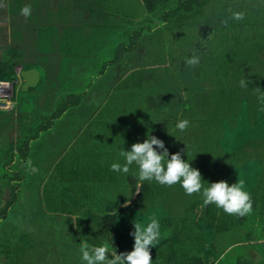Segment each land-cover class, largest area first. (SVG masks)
I'll return each mask as SVG.
<instances>
[{
	"label": "trees",
	"instance_id": "obj_1",
	"mask_svg": "<svg viewBox=\"0 0 264 264\" xmlns=\"http://www.w3.org/2000/svg\"><path fill=\"white\" fill-rule=\"evenodd\" d=\"M69 1L63 3L69 25H64L61 40H57L63 55L60 68L46 66L47 54L41 69L37 64L27 65L25 69L39 71L37 84L26 89L31 98L16 108L14 92L11 107L0 110L10 115L0 116L5 128L17 124L18 131L10 138L7 129L0 141V221L13 219L11 234L0 243V264H61L60 250L55 247L35 252L45 242L37 231L48 226H59L73 238L71 244L61 246L65 248L63 264H84L74 257L81 243L78 233L81 238L89 237L90 245L107 242L110 252L131 251L134 239L130 236V242L125 233L143 215L156 216L161 223L162 236L150 248L152 264L223 263L232 249L231 264H264L263 174L260 183L247 185L252 212L241 217L214 204L204 206L200 194L187 195L179 184L141 183L134 164L127 174L110 168L114 162L123 163L122 148L130 150L149 133L161 139L170 154L180 152L182 159L190 160L205 186L219 180L229 185L236 182L229 165L223 168V159L233 157L242 170L251 162L243 153L223 152V158L219 144L234 123L238 128L235 119L243 106L249 118L255 116V123L264 118V103L258 98L264 92V0H247L237 10L227 7L235 0H139L143 10L138 18L131 9L130 14L124 9L110 13V0H85L83 11ZM84 11L94 22H105L103 17L108 16L110 25L99 31L84 30L89 23L87 15L80 16ZM236 11L244 14L243 20L232 19ZM188 21L193 29L209 25L210 30L206 34L195 31L190 44L174 53L169 36L176 39ZM110 26H116L126 41L116 43L112 58L102 61L97 72L87 77L86 71L98 65L94 57L110 46L103 36ZM79 32L91 34L78 39ZM29 33L28 27L26 39ZM36 44L48 51L53 47L42 34ZM15 49L18 45L11 48L9 57L0 58V80L17 78L15 57L28 53ZM192 54L200 59L194 69L184 63ZM83 74L90 81V91L77 92L74 88ZM242 78L247 79L248 88L240 87ZM74 108L76 113H71ZM118 112L145 117L144 122L134 121L136 134L127 135L125 145L112 134L115 124L110 127ZM88 114L95 116L94 121L81 120ZM76 115L78 120H72ZM181 119L189 121L184 132L175 127ZM73 121L77 124L72 125ZM43 130L49 132L43 134ZM81 130L84 134H79ZM69 131L72 134H64ZM58 146H68V150L61 154ZM206 156L209 163L203 165ZM70 217L79 219L73 224ZM59 219L64 221L58 223ZM47 220H53V225ZM30 250H34L32 261Z\"/></svg>",
	"mask_w": 264,
	"mask_h": 264
},
{
	"label": "rangeland",
	"instance_id": "obj_2",
	"mask_svg": "<svg viewBox=\"0 0 264 264\" xmlns=\"http://www.w3.org/2000/svg\"><path fill=\"white\" fill-rule=\"evenodd\" d=\"M54 3L58 4L60 3V8L58 10V7H46V8H40L38 9V5L41 4L42 6V0H0V58L5 59L9 57L10 50L11 48H14L15 46L18 45V52L21 50L25 49L24 51L30 55L31 60H26L24 56H19L17 55L15 57L17 64L22 68L25 69V67L31 63L39 65V69H41L42 66V59L44 56H46L49 51L47 49L41 48L36 44V39L39 34L45 35L46 39L48 41L51 40V37H60V32H63V27H67L69 25V19L68 16L64 15V5L63 3H67V0H54ZM62 2V3H61ZM69 2L79 4L82 8L83 11V6L86 7L85 0H70ZM25 5H30L31 6V15L27 18L22 16L20 14V9L24 7ZM109 8L110 13H115L114 11L116 10H121L124 9L125 12L129 13V9L133 10L136 13V16L141 17L142 15V10L143 7L140 5L139 0H110L107 4ZM85 12V11H84ZM82 13V12H81ZM82 15H87L86 21L89 22L88 26L84 28V30H91L92 32L96 29L98 31L104 26L110 25V21L108 20V16L103 17L105 22H101L99 19V22H94V19H91L92 16L89 15L88 13L86 14H80ZM111 15V14H110ZM119 17V16H118ZM89 18V19H88ZM117 18V17H116ZM82 19L84 17L82 16ZM125 19V18H124ZM81 20V19H80ZM82 21V20H81ZM84 21V20H83ZM119 22L123 24V18L120 17ZM83 24V23H82ZM80 24V26L82 25ZM90 25V26H89ZM104 25V26H103ZM30 28V33L28 34V38L26 39L25 34L27 33V28ZM182 32L179 35L180 29L174 30L173 32L177 31V37L176 39L173 37H170L174 43L171 44L172 50L174 53H179L181 52V49L185 47L186 45L188 46L190 42L193 40L194 37V32L196 31L198 34H206L210 30L209 25H201L199 28L197 26L195 29L190 25V22H184L182 25ZM115 27L110 26V28L107 30L108 33L104 34L103 36L109 40L110 46H108V49L105 52H102V54L97 55L94 57V63H97L94 67V69L87 70V77L92 76L91 72L95 74L97 70L99 69L101 62L104 60H109L112 58V48L113 46L122 41H126L125 37L121 34L120 30L117 31L115 30ZM197 29V30H196ZM126 30V28H125ZM67 31V30H66ZM65 31V34L68 36L67 32ZM91 33H86V32H79L78 35L76 36L78 39H83V36H86ZM126 35V33H125ZM178 39V40H177ZM208 39V38H207ZM11 40L13 43H11ZM106 40V41H107ZM62 55V53H60ZM63 56V55H62ZM29 57V56H28ZM33 58V59H32ZM110 67V66H108ZM84 75V74H83ZM86 76L84 75V78L78 80V86L75 87V91L77 92H82L83 90H89L90 91V81L86 80ZM19 81L16 86L15 90V107H22L24 105V99L26 98H31L30 92L28 90H22L21 89V84H22V78L18 77ZM68 90V89H67ZM89 94H86V98H88ZM87 101V99H85ZM83 102H86V101ZM91 108L94 107V103L90 104ZM27 107V106H26ZM78 113L81 111V109L77 108ZM71 113H76V109H70ZM126 112V111H123ZM8 112L5 111H0V116H6ZM238 116L235 119L236 122H238V128H235V123L233 125V128L231 131L227 133L225 137H223L222 142L219 144L220 146V151H222L223 158H224V153L223 152H228V153H236L238 155H241L243 153V156H248V160L252 163H249L248 166L246 167L245 170H242L240 166L232 161L233 157H230V159H223L224 161V167L227 169V166L229 165V168L232 173V179H244L246 186L248 185L249 187L252 184L260 183V174L264 175V145L261 143H264V118H259V121L255 123L256 118L255 116L252 118H249L246 113V108L243 106V108L238 110ZM10 116V115H7ZM79 116V114H78ZM98 116V114H97ZM15 117V116H14ZM86 122H90L91 120L94 121L95 116L92 115H83L81 117V120H84ZM72 120H78L77 115L76 117H72ZM96 120H99V118H96ZM112 122L110 127H112V124H115V132H112V134L116 133L117 138H120V143L122 145L124 144V140L129 134H136L135 129H136V120H139L140 122L145 121V117L139 114V117L137 118L134 115H124L121 114V112H118L115 117L112 118ZM131 123H135L134 125H131ZM77 124V122L73 121V124ZM17 124L13 129L9 130V127L5 128V126L0 122V141L1 139L5 138V133L7 132V129L9 130L8 132V137H13L14 134H17ZM43 134L46 132H49L48 130H43ZM40 132V133H42ZM83 132V133H82ZM43 134L40 136V138L43 136ZM64 134H72V132H68ZM79 134H84V131L81 130ZM86 134V133H85ZM111 134V133H110ZM4 135V136H3ZM188 154L191 153V148L188 147L187 149ZM240 158V157H239ZM209 163V159L206 156L205 160L203 161L204 164ZM193 166V165H191ZM247 186V189L249 190ZM157 211H161L162 207L161 206H156ZM156 211V212H157ZM158 214V212H157ZM151 217V216H149ZM149 217H144L143 215V220L139 222H146ZM13 219L9 218L6 220H1L0 221V243L5 242V238L8 237L11 234V229H10V222H12ZM58 223H62L64 221L63 219L57 220ZM47 223H51L53 225V220L48 221ZM14 231V230H13ZM16 231V230H15ZM42 232L41 234V241H45L43 244L38 245L35 247V252L37 249L39 251H48V249H53L55 247V250H60V253H58V256L61 258L63 264V259L65 258V255L63 253V250L65 248H61V246H64L66 244H71L73 238L69 235H65V232L61 229H59V226H56L55 228H50L49 226L47 228L38 230L37 232ZM133 230H130L129 228L127 229V232L125 233L126 239H129L131 236L130 233ZM39 234V233H38ZM78 239L82 241H86L89 237L86 238H81L80 234H76ZM30 239H33L31 235H29ZM131 242V241H130ZM134 244V241L131 242V245ZM80 245L77 246L79 248ZM113 251V250H112ZM31 258L30 261L33 260V253L34 250L28 251ZM230 253L227 254L225 257L223 263L225 264H231L233 255L235 252V249H232L228 251ZM48 254L50 252H47ZM75 258L78 260L80 258V253L79 249L76 250L75 252ZM3 258L0 255V261ZM52 263V262H51ZM221 262H217L216 264H223Z\"/></svg>",
	"mask_w": 264,
	"mask_h": 264
},
{
	"label": "clouds",
	"instance_id": "obj_3",
	"mask_svg": "<svg viewBox=\"0 0 264 264\" xmlns=\"http://www.w3.org/2000/svg\"><path fill=\"white\" fill-rule=\"evenodd\" d=\"M20 14L25 18L29 17L31 6L22 7ZM243 18L242 12L232 13V19L235 21ZM184 63L190 69H194L200 63L199 56L196 54L187 56ZM239 84L242 88H248L249 85L246 78H242ZM258 98L264 103V92ZM188 126L187 119L178 120L175 125L181 132L186 131ZM119 155L123 158V163H112L110 166L112 171L127 174L134 164L137 168L135 175L141 183L154 180L168 187L179 184L187 195L200 194L204 206L214 204L229 215L243 217L252 212L251 194L244 179H237L231 185L225 180H219L207 182L205 186L201 173L191 166L190 160L182 159L180 152L170 154L164 142L154 135L147 133L143 142L133 143L127 151L122 148ZM128 205L129 200H125L124 206ZM70 218L73 224L79 219V217ZM130 235L134 239L131 251L118 254L116 250L110 252L107 242L95 246L82 241L79 247L80 258L84 264H152L150 248L156 246L162 236L160 220L156 216H151L146 222H134Z\"/></svg>",
	"mask_w": 264,
	"mask_h": 264
},
{
	"label": "crops",
	"instance_id": "obj_4",
	"mask_svg": "<svg viewBox=\"0 0 264 264\" xmlns=\"http://www.w3.org/2000/svg\"><path fill=\"white\" fill-rule=\"evenodd\" d=\"M53 1L54 0H46V2L42 5V7L43 8H46V7H55V8H57L58 7V4L54 3ZM60 34H61V32H60ZM57 40H61V36L58 37V38L57 37L56 38L55 37H51V42H52V46L53 47H52L51 50H49V53H47L46 59L48 61V65H46V64L45 65L47 67L50 66V67H54V68L59 69L60 68L59 66L62 64L61 63V60L63 58H62V55L60 54L61 52L58 51V48H57ZM24 58L26 60L27 59L28 60H31L30 57H28V55H26ZM43 59H42V61H43V63H45ZM49 63H50V65H49ZM19 67L20 66L17 64L16 65V68H19ZM20 69H22V68L20 67ZM57 149H58L57 152H59L61 154H64V152L68 150V146L65 147L64 149L61 146H58Z\"/></svg>",
	"mask_w": 264,
	"mask_h": 264
},
{
	"label": "built area",
	"instance_id": "obj_5",
	"mask_svg": "<svg viewBox=\"0 0 264 264\" xmlns=\"http://www.w3.org/2000/svg\"><path fill=\"white\" fill-rule=\"evenodd\" d=\"M19 75V69L17 68V77H19ZM17 84V78L12 80H0V110L11 107Z\"/></svg>",
	"mask_w": 264,
	"mask_h": 264
},
{
	"label": "water",
	"instance_id": "obj_6",
	"mask_svg": "<svg viewBox=\"0 0 264 264\" xmlns=\"http://www.w3.org/2000/svg\"><path fill=\"white\" fill-rule=\"evenodd\" d=\"M20 75L22 77V90H26L29 87H34L39 81V71L35 67L22 69L20 71Z\"/></svg>",
	"mask_w": 264,
	"mask_h": 264
},
{
	"label": "flooded vegetation",
	"instance_id": "obj_7",
	"mask_svg": "<svg viewBox=\"0 0 264 264\" xmlns=\"http://www.w3.org/2000/svg\"><path fill=\"white\" fill-rule=\"evenodd\" d=\"M245 1H247V0H235L234 2H235V4L234 3H232V4H227V7H228V9H235V10H237L238 8H240V3H245ZM234 4V5H233ZM210 33H212V31L210 32Z\"/></svg>",
	"mask_w": 264,
	"mask_h": 264
},
{
	"label": "bare ground",
	"instance_id": "obj_8",
	"mask_svg": "<svg viewBox=\"0 0 264 264\" xmlns=\"http://www.w3.org/2000/svg\"><path fill=\"white\" fill-rule=\"evenodd\" d=\"M16 69H17V68H16ZM18 69H19V74H20V71H21V70H20V67H19ZM19 77H21V75H19ZM21 78H22V77H21ZM17 79H19V78L17 77ZM18 81H19V80H18Z\"/></svg>",
	"mask_w": 264,
	"mask_h": 264
}]
</instances>
